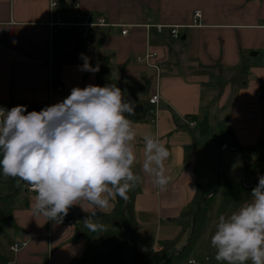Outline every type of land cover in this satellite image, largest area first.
Returning a JSON list of instances; mask_svg holds the SVG:
<instances>
[{
  "label": "crops",
  "instance_id": "crops-1",
  "mask_svg": "<svg viewBox=\"0 0 264 264\" xmlns=\"http://www.w3.org/2000/svg\"><path fill=\"white\" fill-rule=\"evenodd\" d=\"M71 2L62 6L65 21L80 22L85 12H92L126 26L128 34L121 35V28H99L82 41L86 54L96 58L92 66L99 65L98 72L82 71L83 64L62 62L72 53L79 29L50 33L48 0H0V104L6 110L18 105L40 108L48 102L51 106L66 98L73 87L108 85L105 75L123 91L124 98L131 89L135 99L147 102L156 87L155 72L136 57L147 50L155 52L160 100L151 107L152 119L130 118L137 129L141 159L140 137L148 132L157 135L171 153L165 167L172 180L165 190L157 188L139 165L134 169L143 177L133 201L136 248L158 251L160 241L179 234L180 215L196 186L216 185L221 161L225 176L232 179L234 171L239 172L242 155L232 142L248 147L264 140V0ZM155 25L164 28L157 32ZM169 27H178L177 38L170 36ZM242 58L248 63L246 80L242 86H233L231 69ZM51 85L61 86L62 91L50 96ZM243 173L241 184L251 185L253 179L246 182L244 165ZM10 182L17 184V179L5 178L0 170V195L9 193ZM27 187L16 197L12 224L5 223L0 230V264L106 263L105 249L86 252L88 243L102 234L89 232L82 223L94 211L90 205L81 202L85 211L81 205L69 209L63 219L74 220L72 226L46 222L33 214L35 193ZM112 204L107 213L115 201ZM210 239L205 236V247L211 245ZM16 241L26 245L14 253L9 247ZM182 244L183 240L176 248ZM192 258L194 264H218L207 253Z\"/></svg>",
  "mask_w": 264,
  "mask_h": 264
},
{
  "label": "clouds",
  "instance_id": "clouds-1",
  "mask_svg": "<svg viewBox=\"0 0 264 264\" xmlns=\"http://www.w3.org/2000/svg\"><path fill=\"white\" fill-rule=\"evenodd\" d=\"M82 71L98 72L83 53ZM135 104L116 85L73 87L61 102L40 111L27 106L0 109V170L35 193L33 214L61 223L75 205L94 211L83 220L89 232L105 231L93 218L107 213L112 202L128 199L143 177L165 190L169 148L150 132L140 137L133 119ZM210 244L218 264H264V175L249 199L234 211L218 216ZM192 264V262H190Z\"/></svg>",
  "mask_w": 264,
  "mask_h": 264
},
{
  "label": "trees",
  "instance_id": "trees-1",
  "mask_svg": "<svg viewBox=\"0 0 264 264\" xmlns=\"http://www.w3.org/2000/svg\"><path fill=\"white\" fill-rule=\"evenodd\" d=\"M81 53L88 57L91 65H96V58L86 54L83 42L77 35L75 36L72 53L65 57L62 62L83 64L84 60L81 58ZM231 71L230 83L233 86H242L245 83L248 71L247 60L242 58ZM105 80L108 85H116L106 75ZM127 93L128 95L124 99L130 100L135 104L136 114L132 117L139 121L152 119L151 106L148 102H141L135 99L131 95V89H127ZM231 146L240 151L246 177L253 179L251 185L237 183L221 172L218 174L215 186L197 185L186 210L180 215L182 225L179 234L174 239L160 241L158 243L160 247L158 251H138L136 248L137 226L133 217V201L136 194V189L134 188L128 193V199L117 197L114 208L109 213L97 214L93 218L96 222L103 223L106 230L102 231L98 238L88 243L86 252L91 253L100 248L105 249L107 252L105 264H127L125 255L129 257L131 264L160 257H163L162 264H187L188 259L194 255L193 251L196 243L205 233L209 214L216 208L218 190L225 188L231 193V201L226 212L228 214L249 199L251 190L258 183V179L255 176L264 175V140L248 147H242L236 142H232ZM188 150L186 149V156L188 155ZM9 186V193L0 195L1 231L4 230L5 223L12 224L11 211L16 197L21 193L25 184L21 183L18 186V183L10 182ZM213 232L214 226L211 228L210 234L212 235ZM184 235H186L185 243L176 249ZM211 235H209L210 238Z\"/></svg>",
  "mask_w": 264,
  "mask_h": 264
},
{
  "label": "built area",
  "instance_id": "built-area-1",
  "mask_svg": "<svg viewBox=\"0 0 264 264\" xmlns=\"http://www.w3.org/2000/svg\"><path fill=\"white\" fill-rule=\"evenodd\" d=\"M65 3L70 4L72 2L71 0H48L47 25L50 29V33H53V32H56L62 29H79V39L81 41L86 40L91 34L96 33L99 28H110V27L111 28H121V32H120L121 35L125 36L128 34V30L126 26H121V25L110 23L103 15H95L92 12H85L83 14V21H80V22L65 21L61 14L62 6ZM194 16L199 17V12L195 11ZM150 27L151 26H146V28H150ZM153 28H155L157 32H161L164 26L155 25ZM177 28L178 27L170 28L169 34L171 37L177 38ZM136 59L138 62L145 64L147 67L151 68L155 72L156 87L153 93L147 99V102L151 107H156L160 100L159 91H158L159 66L156 62L157 54L155 52H150L147 50L143 54L137 55ZM53 91H62V87L51 85L49 88L50 96ZM46 106H50V103L48 102L40 106V110H42ZM0 109L6 110V108L1 104H0ZM188 125L190 127H194L195 124L194 122H189ZM27 190L31 191L29 190V187H27ZM57 224L72 226L75 224V222L74 220L63 219L61 223H57ZM25 245H26L25 242L16 241L12 243L9 249L12 252L16 253L20 251L23 247H25ZM190 262L194 264L193 260H188L187 263L190 264Z\"/></svg>",
  "mask_w": 264,
  "mask_h": 264
},
{
  "label": "rangeland",
  "instance_id": "rangeland-1",
  "mask_svg": "<svg viewBox=\"0 0 264 264\" xmlns=\"http://www.w3.org/2000/svg\"><path fill=\"white\" fill-rule=\"evenodd\" d=\"M224 153H228V151H225ZM224 164H225V162H223V161L220 162V165L222 166L221 169H220V172L222 174H223V170H224V166H225ZM243 165L244 164L242 163V166H241V168H239V172L238 173L236 171H234V173L232 175V179L234 181H236L237 183H241L244 180ZM258 177H259V175L258 176H255V178H257V179H258ZM229 178H231V177H229ZM249 179L250 178H248L246 180V182H248ZM212 180L213 179L211 178V182H213ZM230 199H231L230 198V192L227 189L221 188V189L218 190V192H217V205H216V208H215V210L211 214H209V216H208L209 218L207 220V226H206V229H205V233L202 236V238H200L198 240V242L196 243L195 249L193 251V254L194 255H197L199 258H203L204 254L207 253V254H209L211 256L212 261H216L214 259L215 249H213L211 247V245L210 246H207V247L204 246L205 236L211 235L210 234L211 228L214 226V224H215L218 216L221 215V214H225L226 213L227 207L230 204ZM182 240H183V244H184L185 243V240H186V235L183 236V238L180 240V243L182 242ZM176 249H178V248H176ZM125 256H126L125 257L126 263L127 264H131V262H130L129 258L127 257V255H125ZM192 256L188 260L193 259ZM160 258H162V261L159 264H162L163 257H160ZM139 263H141V262L139 261ZM133 264H135V263H133Z\"/></svg>",
  "mask_w": 264,
  "mask_h": 264
},
{
  "label": "water",
  "instance_id": "water-1",
  "mask_svg": "<svg viewBox=\"0 0 264 264\" xmlns=\"http://www.w3.org/2000/svg\"><path fill=\"white\" fill-rule=\"evenodd\" d=\"M33 110H35V111H40V108L37 107V106H34V105L27 106V111H28V112H31V111H33ZM79 236H80V235L77 234L75 238H77V237H79Z\"/></svg>",
  "mask_w": 264,
  "mask_h": 264
}]
</instances>
